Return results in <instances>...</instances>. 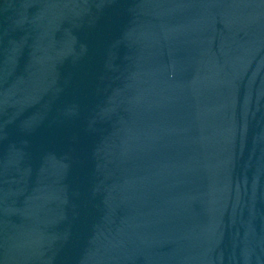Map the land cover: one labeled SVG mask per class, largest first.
<instances>
[{"label":"water","instance_id":"water-1","mask_svg":"<svg viewBox=\"0 0 264 264\" xmlns=\"http://www.w3.org/2000/svg\"><path fill=\"white\" fill-rule=\"evenodd\" d=\"M0 264H264V0H0Z\"/></svg>","mask_w":264,"mask_h":264}]
</instances>
